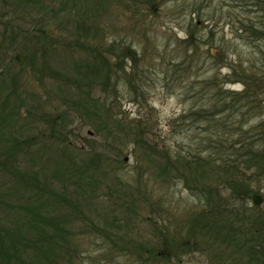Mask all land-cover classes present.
I'll return each instance as SVG.
<instances>
[{"label": "trees", "instance_id": "obj_1", "mask_svg": "<svg viewBox=\"0 0 264 264\" xmlns=\"http://www.w3.org/2000/svg\"><path fill=\"white\" fill-rule=\"evenodd\" d=\"M45 1L0 0V46L13 51L6 64L0 61V77L4 75L0 84L5 87L0 95V264H101L89 255L81 257V252L73 248L72 241L80 245L84 237L87 242L101 241L106 248L105 254H99L102 260L105 256L112 261L124 257L131 264H169L183 255H198L203 264H264V189L260 185L264 179V125L260 122L245 129L251 112L253 117L264 116V0H233L226 8L235 12H222L217 18L258 56L257 64H250L247 70L240 62L238 69L231 68L230 75L236 76L237 81L229 83H239L242 89L226 91L212 76L205 81L206 101L169 122L172 134H186L197 140L194 153L173 152L164 141L160 146L151 144L152 127H144L147 121L141 119L139 124L107 110L104 97L108 84L118 85L122 60L134 62L136 57L131 44L124 46V39L120 44L115 38L107 43L109 36H105L104 43L105 27L98 20L106 2L122 0H61L54 14L51 7H44L48 11L45 13ZM152 1L142 0V4ZM82 7L91 10L89 15ZM190 8L191 15L197 14L194 3ZM42 10L49 16L35 17ZM51 16L61 25L56 27L74 28L70 29V41L63 37L52 39L53 31L47 27L52 23ZM204 19L197 16L192 21L203 23L212 18ZM23 25H28L27 29ZM192 34L190 31V38L184 42L193 53L189 60L194 58L197 44ZM43 43L47 45L41 48ZM16 45L22 47L21 53ZM75 50L88 56L85 63L102 84L104 94L100 101L90 96L93 80L70 78L71 74L50 67V61L60 52L68 64L72 63ZM26 56L28 62H22ZM68 64L66 69L70 68ZM22 65L30 66L40 80L48 78L59 84L73 100L67 103L71 108L45 112L41 101L32 100L29 108L25 107L19 93V75L9 71ZM82 80H86L89 91L77 95L73 92L82 91ZM109 103L116 108V102ZM71 112L95 122L92 126H97L99 130L95 132L103 139H125L144 154L140 159L156 163L154 166L161 161L159 167H153L157 179L168 185L179 182L197 201L195 207L171 215L173 232L168 231L170 227H156L155 222L148 220L155 228L157 241L149 239L136 244L117 237L112 225L105 228L111 206L122 209L125 203L120 199L134 198L137 189L120 179L116 187L111 182L105 184L107 157L70 143L74 134L69 133L66 118ZM20 160L26 162V168ZM46 168H50L49 173ZM116 168L108 163L109 176L117 174ZM138 173L142 171L138 169ZM64 182L72 187L71 196L65 192ZM100 189L104 193L98 199L105 201V189L106 197L116 199H111L114 201L110 209L102 206L98 211L93 207L99 206L96 191ZM82 198L87 199V207L79 204ZM93 213L100 217L103 226L91 217Z\"/></svg>", "mask_w": 264, "mask_h": 264}, {"label": "rangeland", "instance_id": "obj_2", "mask_svg": "<svg viewBox=\"0 0 264 264\" xmlns=\"http://www.w3.org/2000/svg\"><path fill=\"white\" fill-rule=\"evenodd\" d=\"M200 1H202L201 4ZM61 2V0H47L42 7H51L53 9L51 13L54 14V9H57ZM232 2L233 0H207V2L205 0H153L146 4H142V0H122L121 3L117 1L106 2L105 11L100 10L101 17L98 18L103 28L105 27L104 43L105 36H109L106 38L107 43L114 41L112 38L118 42L124 39L126 41L124 46L131 44L136 53L134 62L122 60L123 71L118 85L114 86L111 82L108 84L109 90H105L104 98L108 112L115 111L122 118L134 119L139 124H141L139 122L141 119L147 121V124L143 125L144 127L150 125L152 127V134L149 139L151 144L156 142L160 146L161 142L164 141L172 148L173 152L179 150L182 153L184 150L194 153L197 140L187 138L186 134H172V127L169 126L170 120L206 101L208 94L204 88L205 81H208L212 76L217 77L216 82L221 83L226 91H239L242 89L239 83H229L232 80L237 81L236 76L230 75L231 68L238 69L239 62L243 63L244 70H247L250 64L251 66L257 64L255 61L258 56L253 48L239 39L229 26H225L221 20H217L222 12H235L234 9L226 8ZM192 3H194V8L197 11V14L194 15H191L193 9L191 10L190 4ZM227 3L230 4L227 5ZM82 10L87 11V15L91 11L86 7H82ZM43 12L44 10L39 11L35 17L45 16V13H48L46 9L45 13ZM139 13L141 14L140 18ZM87 15L85 16L87 17ZM197 16L202 21H205L203 18L212 19L203 23L198 20L193 22L192 19L195 17L197 19ZM58 23L59 21L52 18V23L47 26L53 31H51L52 39L63 37L70 41V29L74 30V28L72 26L65 28L68 27L66 25L62 28L56 27L57 25L61 26ZM22 27L27 29L28 25ZM190 31L193 33L192 36L197 39V44L194 47L195 56L192 60L189 58L193 53L189 52L190 50L186 48L184 43L186 39L190 38L188 37ZM40 40L42 41V39ZM45 45L47 44L43 43L41 48H44ZM16 46L17 52L21 53L22 47ZM62 48L63 46H60L59 50L62 51ZM75 48L77 49V47ZM5 50L1 45L0 61L3 64L9 61L13 52ZM60 53L50 61L51 69L54 67L60 73L71 74L70 78L82 76L84 79L93 80V88L89 93L91 98L100 101L104 94L102 84L100 80L94 77L90 65L85 63L88 56H84L83 52L75 50L74 59H72V63L69 62L68 64V60L62 58ZM27 58V56L23 58L22 62H28ZM113 60L116 61L117 59L113 58ZM66 64L70 65V68L66 69ZM9 71L11 75H19V81L22 83L19 93L26 102L25 107L29 108L32 101L35 103L41 101L45 112L56 113L59 109L60 112L62 109L71 108L67 103L73 102V100L66 95L64 89L48 78L40 80L42 78L37 76L30 69V66H16ZM3 77L4 75L0 77L1 80L4 79ZM224 81L229 84H223ZM81 82L84 86L82 91L75 90L73 93L80 95L82 92L89 91L88 88H85L86 80ZM4 89V84H0V95ZM109 101L116 102V108H113ZM100 107L101 103L99 102L98 108ZM253 115L251 112L250 119L245 122L246 130L252 129L260 122H263L264 125V116L261 117L260 115L259 118L253 117ZM91 121V119L75 112H71L67 116L68 131L74 134L70 136V143L83 151L90 153L98 151L104 155V158L107 157V162L105 160V184L108 185L111 182L116 187L120 179V181L128 182L137 189L134 198L130 199L124 196L123 199H120L125 203L122 209L111 206L112 210L109 212V217H105V228L109 229L108 225H112L111 229L116 232L117 237L121 236L125 240H134L133 243L136 244H141L142 241L149 239L157 241V233H154L155 228L151 227L150 220L155 222L156 227L160 224L161 228L170 227L171 230L168 231L173 232L174 223L170 220L172 219L171 215L182 213L183 208L195 207L197 201L191 198V195L179 182L169 183V185L163 181L161 183L155 176L156 171L153 168L159 167L161 161L158 162L159 165L154 166L156 163H149L147 160L140 159L144 154L134 150L130 142L121 138L120 140L104 138L105 144H103V136L95 132L99 129L97 126L93 127L95 122ZM93 121L95 120L93 119ZM157 145L156 147H158ZM108 163L116 165L117 174L115 176H109L108 171H106ZM22 164L26 168V162L24 161ZM120 168L123 170H119ZM138 169L142 173H138ZM49 172L50 168H46V173ZM260 182L261 188L264 189V179ZM64 185L65 192L71 196L72 187L68 186L66 182ZM56 188L62 190L60 187ZM103 193V189L96 191L97 199ZM106 195L105 189V201L98 199L96 203L99 206H93L98 208V211L102 210V206L110 209L111 201L116 200L114 198L109 199ZM78 202L82 207H87V199L85 201L82 198V201L78 200ZM149 210H153V213ZM91 217L102 225L100 217L94 213ZM101 244L99 239H91L87 242L86 237L83 238L80 245L78 242L76 243V240L72 241L73 248L81 252V257L89 255L91 259L96 258L101 264L132 263L130 259L126 261L124 257L112 261L105 256V260H102L99 254H105L106 248L104 249ZM203 262L204 260L198 255L189 257L183 255V257L180 256L179 259L169 264H203Z\"/></svg>", "mask_w": 264, "mask_h": 264}]
</instances>
